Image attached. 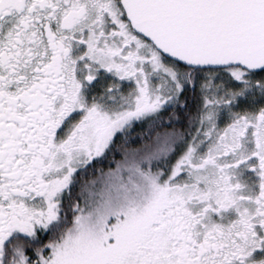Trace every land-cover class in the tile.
Segmentation results:
<instances>
[{
    "label": "snow or ice",
    "instance_id": "1",
    "mask_svg": "<svg viewBox=\"0 0 264 264\" xmlns=\"http://www.w3.org/2000/svg\"><path fill=\"white\" fill-rule=\"evenodd\" d=\"M0 264H264V0H0Z\"/></svg>",
    "mask_w": 264,
    "mask_h": 264
}]
</instances>
